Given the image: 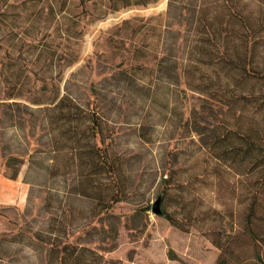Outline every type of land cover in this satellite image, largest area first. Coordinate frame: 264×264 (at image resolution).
Masks as SVG:
<instances>
[{"label": "rangeland", "instance_id": "obj_1", "mask_svg": "<svg viewBox=\"0 0 264 264\" xmlns=\"http://www.w3.org/2000/svg\"><path fill=\"white\" fill-rule=\"evenodd\" d=\"M167 3L0 0V264H44L49 231L117 264H215L216 243L255 264L241 230L255 170L211 142L252 122L184 85L192 31ZM74 106L96 116L114 170L87 169Z\"/></svg>", "mask_w": 264, "mask_h": 264}, {"label": "trees", "instance_id": "obj_2", "mask_svg": "<svg viewBox=\"0 0 264 264\" xmlns=\"http://www.w3.org/2000/svg\"><path fill=\"white\" fill-rule=\"evenodd\" d=\"M177 14L184 15L191 28V52L196 54V65L187 63L182 69L184 85L224 105L234 121L252 122L247 126L239 122L235 130L213 137L211 142L217 159L231 155L238 166L255 170L254 191L250 197L248 192L244 195L250 200L241 230L254 241L255 264H264V0H168L166 16L174 18ZM200 65L208 73L196 75ZM66 99L63 96L55 104L60 111ZM74 108V116L79 112L88 122L81 131V139L85 140L81 159L87 169L96 174L105 166L117 168L106 156L95 154L92 140L100 127L94 113ZM72 130L67 127L62 132L74 139ZM230 132L235 134L236 142ZM12 161L7 159L8 164ZM111 198V205L120 200L117 192ZM39 238L36 235L35 239ZM0 240L7 239L2 236ZM45 245L44 264H117L93 248L53 236L51 231L45 235ZM215 245L220 249L215 264H227L228 244ZM247 262L241 258L234 264Z\"/></svg>", "mask_w": 264, "mask_h": 264}, {"label": "water", "instance_id": "obj_3", "mask_svg": "<svg viewBox=\"0 0 264 264\" xmlns=\"http://www.w3.org/2000/svg\"><path fill=\"white\" fill-rule=\"evenodd\" d=\"M160 204H161V194L158 195V197L156 198V200L154 201L153 205H152V212L155 215H162L163 211L160 208Z\"/></svg>", "mask_w": 264, "mask_h": 264}]
</instances>
